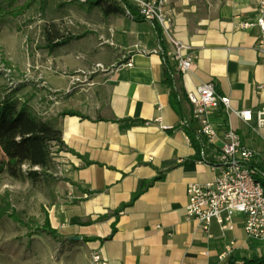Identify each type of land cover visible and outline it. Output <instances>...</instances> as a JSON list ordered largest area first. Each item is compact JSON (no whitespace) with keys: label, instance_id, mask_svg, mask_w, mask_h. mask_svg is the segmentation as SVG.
Instances as JSON below:
<instances>
[{"label":"crops","instance_id":"obj_1","mask_svg":"<svg viewBox=\"0 0 264 264\" xmlns=\"http://www.w3.org/2000/svg\"><path fill=\"white\" fill-rule=\"evenodd\" d=\"M165 1L170 37L196 55L179 78L184 117L192 113L187 93L214 82L233 111L253 117L245 121L221 103L211 109L213 147H222L232 126L246 147L264 153V122L257 126L258 112L264 113V59L256 49L261 31L254 24L258 0ZM101 14L99 33L82 35L71 50L67 41L40 54V92L23 99L63 132L67 149L55 154L62 182L53 211L73 242L76 264H89L93 250L109 264H229L235 254L262 255L264 246L247 237L241 215L225 235L213 223L211 237L186 218L189 185H204L219 171L201 161L172 106L169 37L161 39L149 21ZM245 23L253 25L243 28ZM128 60L133 67L122 65ZM67 112L84 118L62 116ZM158 118L169 129L146 125Z\"/></svg>","mask_w":264,"mask_h":264},{"label":"rangeland","instance_id":"obj_2","mask_svg":"<svg viewBox=\"0 0 264 264\" xmlns=\"http://www.w3.org/2000/svg\"><path fill=\"white\" fill-rule=\"evenodd\" d=\"M101 15L81 0H0V101L12 91L22 99L40 92V54L51 48L47 26L57 25L71 45L82 35L99 33L95 22ZM61 182L55 172L35 182L0 176V264H76L73 242L60 231L53 211ZM47 220L57 235L50 234Z\"/></svg>","mask_w":264,"mask_h":264},{"label":"built area","instance_id":"obj_3","mask_svg":"<svg viewBox=\"0 0 264 264\" xmlns=\"http://www.w3.org/2000/svg\"><path fill=\"white\" fill-rule=\"evenodd\" d=\"M86 2V0H81ZM136 14L153 24L158 23L163 34L169 37L174 50L171 54L175 62V71L169 70L171 87L178 91L179 78L189 72L195 62L196 55L190 48L170 37L172 19L165 10V0H128ZM126 15L132 17L129 9ZM261 31L256 49L264 59V0H258L257 18L254 23ZM252 23L243 24V28L252 26ZM166 62L167 54L160 47L157 51ZM123 66L133 67V61L122 63ZM97 69L104 70L98 64ZM187 99L192 106L191 117H183L181 126L185 129L193 128L194 136L199 145L201 161L219 171L214 180L204 184H190L188 187V204L186 218L196 222L205 232L210 234V226L216 223L223 234L235 228V216L243 217L244 231L249 239L264 244V153L249 149L245 146L242 137L232 126L225 133L224 144L214 148L215 131L209 120L211 109L223 104L231 110L230 99L217 92L214 82L204 83L195 91L187 93ZM245 121H252L251 111L235 112ZM263 112H258L257 126L261 128ZM160 124L163 130L169 127L162 125L161 118L149 121L146 125ZM264 141V136L261 137ZM211 150V151H209ZM235 242L232 241L228 249L232 251ZM89 264H109L100 250H93Z\"/></svg>","mask_w":264,"mask_h":264},{"label":"trees","instance_id":"obj_4","mask_svg":"<svg viewBox=\"0 0 264 264\" xmlns=\"http://www.w3.org/2000/svg\"><path fill=\"white\" fill-rule=\"evenodd\" d=\"M85 3L97 6L106 16L126 15V9H129L132 14L131 19L145 21L136 14L128 0H86ZM155 28L162 39L163 32L158 23L155 24ZM45 30L49 47L55 48L67 42L63 41L64 37L57 29V25L47 26ZM57 41L59 42L56 43ZM162 44H164L163 40ZM168 75V81L170 80L171 84V76ZM171 103L173 108L184 117L180 88L178 91H173ZM66 115L84 118L76 112L62 114V116ZM186 131L199 152V145L195 140L193 128H187ZM0 148L3 154V158L0 159V176L7 174L14 179L27 177L32 182L55 172L57 168L55 154L67 149L63 141L62 130L52 121L39 116L30 102L23 100L15 91L6 94L0 101ZM162 178V175H159L151 182H147L145 187ZM120 212L118 211L116 215H119ZM46 227L50 234L57 235L48 220ZM260 245L262 244L257 242V246ZM229 264H264V254H255L250 258L235 254Z\"/></svg>","mask_w":264,"mask_h":264}]
</instances>
